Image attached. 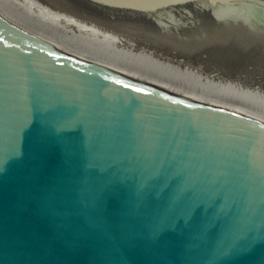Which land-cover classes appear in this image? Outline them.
<instances>
[{"label": "water", "instance_id": "obj_1", "mask_svg": "<svg viewBox=\"0 0 264 264\" xmlns=\"http://www.w3.org/2000/svg\"><path fill=\"white\" fill-rule=\"evenodd\" d=\"M264 69V0H41ZM0 264H264V122L0 19Z\"/></svg>", "mask_w": 264, "mask_h": 264}, {"label": "bare ground", "instance_id": "obj_2", "mask_svg": "<svg viewBox=\"0 0 264 264\" xmlns=\"http://www.w3.org/2000/svg\"><path fill=\"white\" fill-rule=\"evenodd\" d=\"M0 19L20 34L142 84L155 81L165 91L264 122V79L250 70L234 73L226 63L220 71L181 64L177 57L139 50L148 48L34 0H0Z\"/></svg>", "mask_w": 264, "mask_h": 264}, {"label": "rangeland", "instance_id": "obj_3", "mask_svg": "<svg viewBox=\"0 0 264 264\" xmlns=\"http://www.w3.org/2000/svg\"><path fill=\"white\" fill-rule=\"evenodd\" d=\"M34 1L38 2L42 5H45L46 7L54 10L55 12L64 13L63 10H61L60 8H58L57 6L53 5L50 2H43L41 0H34ZM29 8H31V7H29ZM35 12H37V10H35ZM76 20L78 22H81V23L86 24V25H89L88 23H90V24L94 25V27H99L100 30L112 33L114 36H121L122 38H129V40H131L133 43H135L136 46L139 45L142 48H148V49H139V50L153 51L155 53H157V51H158L160 53H163L164 55L165 54L166 55H172L174 57H177V58H175L176 60H178L180 62L184 61L187 64L193 65L195 67L201 66L203 68L206 67L207 69H212V70L215 69V71H220L218 69H222V70L225 69V68L223 69L221 67L222 64H224V62H221L218 60H212V59H209L208 57H197V56H194L192 54L183 52L179 49H176L175 47L164 46L163 44L151 43L149 41L140 40V39L134 38L132 36H129L125 33L118 32L110 26H105L104 24H100L97 20H85V19H80V20L76 19ZM75 32H78V31H75ZM79 34H80V32H79ZM153 55H155V54H153ZM176 60H173V61H176ZM181 64H182V62H181ZM183 65H186V64H183ZM228 65L230 67H227L228 68L227 70H230L234 73L241 72L243 74H246V73H248V70H250L252 73L256 74L255 75L256 77H260V78L264 79V69H262V68L247 67V66H244L241 64H228Z\"/></svg>", "mask_w": 264, "mask_h": 264}]
</instances>
